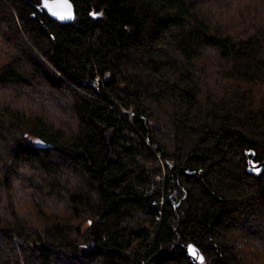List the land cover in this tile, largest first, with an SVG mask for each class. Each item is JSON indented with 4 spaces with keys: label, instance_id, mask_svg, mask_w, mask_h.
<instances>
[{
    "label": "trees",
    "instance_id": "trees-1",
    "mask_svg": "<svg viewBox=\"0 0 264 264\" xmlns=\"http://www.w3.org/2000/svg\"><path fill=\"white\" fill-rule=\"evenodd\" d=\"M71 1L0 0V264H264V0Z\"/></svg>",
    "mask_w": 264,
    "mask_h": 264
},
{
    "label": "water",
    "instance_id": "water-1",
    "mask_svg": "<svg viewBox=\"0 0 264 264\" xmlns=\"http://www.w3.org/2000/svg\"><path fill=\"white\" fill-rule=\"evenodd\" d=\"M41 5L48 12L50 17L58 22L68 23L72 22L75 18V7L71 0H42ZM68 6H70L71 15L64 14L68 10ZM61 16H63V18H61ZM42 146L48 147L50 144H43ZM245 152L248 161L247 171L259 176L264 171V160H255V151L250 147V145L246 147ZM190 248L196 249L195 255H193L190 251ZM186 252L191 254V256L198 261H201L200 257H203L200 251L191 244L187 246Z\"/></svg>",
    "mask_w": 264,
    "mask_h": 264
},
{
    "label": "rangeland",
    "instance_id": "rangeland-1",
    "mask_svg": "<svg viewBox=\"0 0 264 264\" xmlns=\"http://www.w3.org/2000/svg\"><path fill=\"white\" fill-rule=\"evenodd\" d=\"M5 19H6V16H4L3 14H1L0 15V20H1L0 23L3 22ZM38 84H39L38 86H40L42 88L41 89L42 91H45V92L48 93V90L41 84V82H39ZM56 93L59 94V96H64V98L67 96V93L64 92L63 90L56 91ZM26 101H27V99L26 98H23L20 102L24 104ZM59 101H60V103H62L64 105V104L67 103L68 100L66 101V99H62V100L59 99ZM36 106H38V105L35 104L34 107H36ZM1 144H2V146H0V156H6V150L4 149V146H3L4 143L2 142ZM159 163L161 164V166H164V165H165V167L167 166L166 165V162L164 161V159H161L160 158L159 159ZM169 164L171 165V162L170 161H169ZM43 189H44L43 187H42V189H40V192L41 193H43ZM248 251L250 252V251H253V250L251 248H248Z\"/></svg>",
    "mask_w": 264,
    "mask_h": 264
},
{
    "label": "snow or ice",
    "instance_id": "snow-or-ice-1",
    "mask_svg": "<svg viewBox=\"0 0 264 264\" xmlns=\"http://www.w3.org/2000/svg\"><path fill=\"white\" fill-rule=\"evenodd\" d=\"M65 15H71V12H70V6H68V10L64 13ZM61 18H63V16H61ZM190 251L193 253V255L196 254V249L194 248H190ZM201 261L203 260V257H200Z\"/></svg>",
    "mask_w": 264,
    "mask_h": 264
}]
</instances>
